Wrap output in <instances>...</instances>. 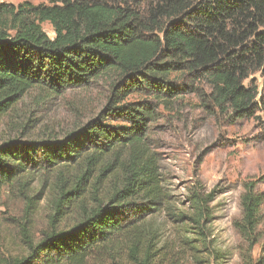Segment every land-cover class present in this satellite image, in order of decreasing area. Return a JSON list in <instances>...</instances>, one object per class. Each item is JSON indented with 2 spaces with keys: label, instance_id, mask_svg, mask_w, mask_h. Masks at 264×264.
Returning <instances> with one entry per match:
<instances>
[{
  "label": "trees",
  "instance_id": "obj_1",
  "mask_svg": "<svg viewBox=\"0 0 264 264\" xmlns=\"http://www.w3.org/2000/svg\"><path fill=\"white\" fill-rule=\"evenodd\" d=\"M95 85L104 89L105 103L87 121L62 136L0 143V186H27L37 168L52 176L48 226L36 235L23 224L25 252L0 254V264L107 258L159 264L157 217L164 214L188 218L198 229L189 232L202 235L210 196L193 184L191 214L179 210L151 126L161 106L168 109L186 94L231 119L253 116L258 104L264 108V0L0 2V126L5 120L26 138L24 130L41 123L27 114H37L50 98ZM31 91L37 92L33 108L21 113ZM263 203L256 184L245 183L237 221L242 234L256 232Z\"/></svg>",
  "mask_w": 264,
  "mask_h": 264
},
{
  "label": "rangeland",
  "instance_id": "obj_2",
  "mask_svg": "<svg viewBox=\"0 0 264 264\" xmlns=\"http://www.w3.org/2000/svg\"><path fill=\"white\" fill-rule=\"evenodd\" d=\"M1 1L18 4L23 0ZM31 1L50 3V0ZM43 27L51 37L55 36L49 23ZM252 78L261 87V74L255 73ZM36 94L31 91L20 102L21 113H29L33 108ZM104 95V89L95 85L50 98L37 114L25 116L41 121L38 126L31 124L24 130L26 138L18 136L23 132L21 129L9 128L4 120L0 126V143L9 138L34 141L42 136H62L74 125L95 116L104 106ZM135 98L137 95L129 97ZM160 110L161 118L152 124L151 137L161 154L163 175L177 207L187 216L191 214L187 201L193 184L211 200L209 213L203 219L202 235L189 232L198 229L188 218L186 222H178L165 214L157 217L162 227L159 264H258L264 257V203L260 208V223L251 237L240 232L237 221L242 216L240 200L245 183L254 182L256 191L264 193V108L258 104L253 116L231 119L207 109L197 94H186L175 99L172 107L161 106ZM36 148L34 156L40 160L42 150ZM51 179L50 172L37 168L28 177L27 186H0V254L16 256L25 252L21 227L26 222L36 235L48 226ZM254 238L256 242H252ZM88 264L115 263L107 258L90 260Z\"/></svg>",
  "mask_w": 264,
  "mask_h": 264
}]
</instances>
